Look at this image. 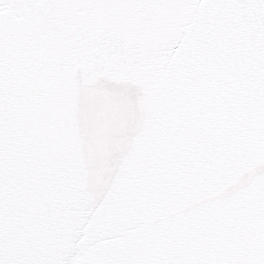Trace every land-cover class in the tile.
Masks as SVG:
<instances>
[{
	"label": "snow or ice",
	"instance_id": "snow-or-ice-1",
	"mask_svg": "<svg viewBox=\"0 0 264 264\" xmlns=\"http://www.w3.org/2000/svg\"><path fill=\"white\" fill-rule=\"evenodd\" d=\"M0 264H264V0H0Z\"/></svg>",
	"mask_w": 264,
	"mask_h": 264
}]
</instances>
